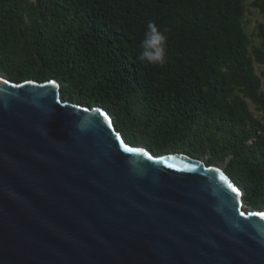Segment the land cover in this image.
<instances>
[{
	"label": "water",
	"instance_id": "water-1",
	"mask_svg": "<svg viewBox=\"0 0 264 264\" xmlns=\"http://www.w3.org/2000/svg\"><path fill=\"white\" fill-rule=\"evenodd\" d=\"M258 214L222 171L126 144L55 81L0 78V264H264Z\"/></svg>",
	"mask_w": 264,
	"mask_h": 264
},
{
	"label": "trees",
	"instance_id": "trees-1",
	"mask_svg": "<svg viewBox=\"0 0 264 264\" xmlns=\"http://www.w3.org/2000/svg\"><path fill=\"white\" fill-rule=\"evenodd\" d=\"M242 3L0 0V71L15 82L55 81L62 97L101 108L130 136L127 143L155 155L191 158L205 146L228 156L223 173L248 206L264 211V124L236 122L227 106L233 89L255 93L259 86L241 29ZM263 3L254 7L264 15ZM150 21L168 36L163 67L137 60ZM259 39L253 59L264 69L262 28Z\"/></svg>",
	"mask_w": 264,
	"mask_h": 264
},
{
	"label": "rangeland",
	"instance_id": "rangeland-1",
	"mask_svg": "<svg viewBox=\"0 0 264 264\" xmlns=\"http://www.w3.org/2000/svg\"><path fill=\"white\" fill-rule=\"evenodd\" d=\"M29 1L31 2V0ZM254 2L255 0H243V3H242L243 14L241 17L240 24H241L242 32L246 38L247 57L250 60L252 73L259 81V86L255 93H254V89L253 90H248L244 88L233 89L231 95L227 99V106L229 107L230 118L235 119L236 122L247 123L248 121L247 119H251L253 122L258 123L259 125H263L264 124V69L262 66L258 65L254 61L253 51L259 46V43H260L259 28H262L264 30V15L260 12L258 8L254 7ZM262 7L264 8V3L262 4ZM0 78L11 81L10 79H8L4 71H0ZM27 81H34V80L26 79L21 82H15V81H11V82L23 83ZM59 93L63 101L69 102L72 104H79V105L85 106L81 103H78L75 100L68 98L67 96L62 97L60 87H59ZM236 101H238V104H236ZM204 115H206L205 119L208 120L209 117L207 116V114H204ZM109 118H111L113 122V118L112 117H109ZM206 120H202L200 124L205 123ZM116 132L120 134V136L122 137L123 141L126 144L132 147L143 148L139 144L131 145L130 143H127L124 138L125 136H127L126 138H129L130 137L129 135L124 136L122 132L117 131V130ZM203 135L205 136L206 134H203ZM251 143L252 141H248L246 145L250 146ZM199 150H200V153L196 155L195 157H191L192 159L200 161L204 167H214L216 169H219L222 172L224 171L225 166L229 159L228 156L212 155V153H210L208 148H206L205 146L201 147ZM149 152L155 153L156 151L151 149L149 150ZM157 156H168V155L159 154ZM185 156L190 157L188 155H185ZM240 192H241V202H242L243 209L249 210L251 212L256 211L255 209L248 206L243 201V198H242L243 192L241 190Z\"/></svg>",
	"mask_w": 264,
	"mask_h": 264
},
{
	"label": "clouds",
	"instance_id": "clouds-1",
	"mask_svg": "<svg viewBox=\"0 0 264 264\" xmlns=\"http://www.w3.org/2000/svg\"><path fill=\"white\" fill-rule=\"evenodd\" d=\"M168 36L154 22L147 24L139 43L137 60L148 66L163 67L167 63L166 45Z\"/></svg>",
	"mask_w": 264,
	"mask_h": 264
},
{
	"label": "snow or ice",
	"instance_id": "snow-or-ice-1",
	"mask_svg": "<svg viewBox=\"0 0 264 264\" xmlns=\"http://www.w3.org/2000/svg\"><path fill=\"white\" fill-rule=\"evenodd\" d=\"M117 139H120V138L117 137ZM121 148H123V150L125 152H136V151H138L136 149L126 147L123 143L121 144ZM221 179H223V177H221ZM229 187H231V185H229ZM232 191L236 192V194L239 195V193L237 192V190L235 188H232ZM258 215L260 216V219H264V214H258Z\"/></svg>",
	"mask_w": 264,
	"mask_h": 264
},
{
	"label": "bare ground",
	"instance_id": "bare-ground-1",
	"mask_svg": "<svg viewBox=\"0 0 264 264\" xmlns=\"http://www.w3.org/2000/svg\"><path fill=\"white\" fill-rule=\"evenodd\" d=\"M218 171H220L219 169H217Z\"/></svg>",
	"mask_w": 264,
	"mask_h": 264
}]
</instances>
